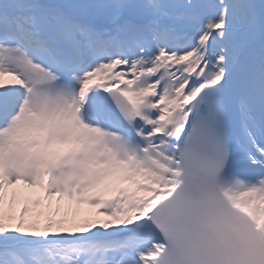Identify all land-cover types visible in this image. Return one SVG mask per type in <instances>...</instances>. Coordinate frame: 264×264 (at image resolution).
Masks as SVG:
<instances>
[{
    "label": "snow or ice",
    "instance_id": "6c2138e0",
    "mask_svg": "<svg viewBox=\"0 0 264 264\" xmlns=\"http://www.w3.org/2000/svg\"><path fill=\"white\" fill-rule=\"evenodd\" d=\"M0 264H264V0H0Z\"/></svg>",
    "mask_w": 264,
    "mask_h": 264
},
{
    "label": "rangeland",
    "instance_id": "374dc122",
    "mask_svg": "<svg viewBox=\"0 0 264 264\" xmlns=\"http://www.w3.org/2000/svg\"><path fill=\"white\" fill-rule=\"evenodd\" d=\"M122 186L125 187L127 185H122ZM35 189H37V188H35ZM40 198H42V197H40ZM44 203H45V207H44L43 211L45 212V214H48L49 212H53V210L55 209V207H53L52 209H49L46 206L47 205V201H45ZM67 204H68V201H67V198H65V200L61 202V210H62V212L64 210V206L67 205ZM86 206L87 205H80L79 207L80 208H85ZM18 209H19V205L17 206V210ZM34 211H39V209L34 210ZM85 212H87V211H85ZM92 212H93V210H92ZM30 215H35V212L30 213ZM44 219H45V217H40L41 225L43 224Z\"/></svg>",
    "mask_w": 264,
    "mask_h": 264
},
{
    "label": "bare ground",
    "instance_id": "6f19581e",
    "mask_svg": "<svg viewBox=\"0 0 264 264\" xmlns=\"http://www.w3.org/2000/svg\"><path fill=\"white\" fill-rule=\"evenodd\" d=\"M21 189L23 188V190H25V194L24 195H26V196H28V197H32V195H33V193H35V192H33L32 191V189H29L28 187H25V186H19ZM36 194V193H35ZM55 201V200H54ZM54 201H53V203H54Z\"/></svg>",
    "mask_w": 264,
    "mask_h": 264
}]
</instances>
